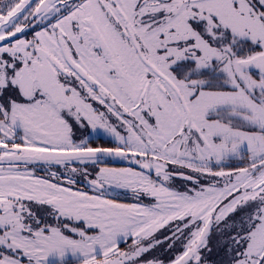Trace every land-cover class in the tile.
Instances as JSON below:
<instances>
[{
	"label": "snow or ice",
	"instance_id": "obj_1",
	"mask_svg": "<svg viewBox=\"0 0 264 264\" xmlns=\"http://www.w3.org/2000/svg\"><path fill=\"white\" fill-rule=\"evenodd\" d=\"M0 264H264V0L0 2Z\"/></svg>",
	"mask_w": 264,
	"mask_h": 264
},
{
	"label": "flooded vegetation",
	"instance_id": "obj_2",
	"mask_svg": "<svg viewBox=\"0 0 264 264\" xmlns=\"http://www.w3.org/2000/svg\"><path fill=\"white\" fill-rule=\"evenodd\" d=\"M0 2H2L1 0H0ZM94 136H95V134H93ZM107 137H105L104 139H99L98 137L96 138V143H99V144H101V143H103V142H107Z\"/></svg>",
	"mask_w": 264,
	"mask_h": 264
},
{
	"label": "rangeland",
	"instance_id": "obj_3",
	"mask_svg": "<svg viewBox=\"0 0 264 264\" xmlns=\"http://www.w3.org/2000/svg\"><path fill=\"white\" fill-rule=\"evenodd\" d=\"M115 166H118L119 167V166H124V165H122V164H116Z\"/></svg>",
	"mask_w": 264,
	"mask_h": 264
},
{
	"label": "trees",
	"instance_id": "obj_4",
	"mask_svg": "<svg viewBox=\"0 0 264 264\" xmlns=\"http://www.w3.org/2000/svg\"><path fill=\"white\" fill-rule=\"evenodd\" d=\"M2 2H3V0H1ZM104 143H106V142H103V143H101V144H104Z\"/></svg>",
	"mask_w": 264,
	"mask_h": 264
}]
</instances>
